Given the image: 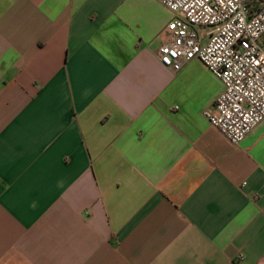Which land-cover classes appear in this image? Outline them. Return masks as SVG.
Listing matches in <instances>:
<instances>
[{
  "label": "crops",
  "instance_id": "1",
  "mask_svg": "<svg viewBox=\"0 0 264 264\" xmlns=\"http://www.w3.org/2000/svg\"><path fill=\"white\" fill-rule=\"evenodd\" d=\"M175 17L0 0V264H264V119L207 121L220 81L157 57Z\"/></svg>",
  "mask_w": 264,
  "mask_h": 264
},
{
  "label": "built area",
  "instance_id": "2",
  "mask_svg": "<svg viewBox=\"0 0 264 264\" xmlns=\"http://www.w3.org/2000/svg\"><path fill=\"white\" fill-rule=\"evenodd\" d=\"M251 1L161 0L176 17L157 57L173 72L198 59L220 81L214 107L203 114L233 144L264 119V0Z\"/></svg>",
  "mask_w": 264,
  "mask_h": 264
},
{
  "label": "rangeland",
  "instance_id": "3",
  "mask_svg": "<svg viewBox=\"0 0 264 264\" xmlns=\"http://www.w3.org/2000/svg\"><path fill=\"white\" fill-rule=\"evenodd\" d=\"M203 30H206V28H203Z\"/></svg>",
  "mask_w": 264,
  "mask_h": 264
}]
</instances>
